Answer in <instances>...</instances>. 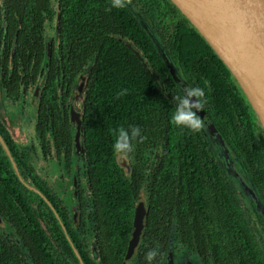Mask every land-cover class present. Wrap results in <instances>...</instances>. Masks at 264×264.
I'll use <instances>...</instances> for the list:
<instances>
[{
	"label": "trees",
	"instance_id": "obj_1",
	"mask_svg": "<svg viewBox=\"0 0 264 264\" xmlns=\"http://www.w3.org/2000/svg\"><path fill=\"white\" fill-rule=\"evenodd\" d=\"M48 2L0 0V39L3 36L6 39L5 46L0 43V64L11 98H21L19 94L23 83L19 81L23 78L22 73L26 83H29L32 65L35 69L41 67V42L34 45L31 39L40 34L41 25L53 9ZM58 2L61 9V41L54 50L51 63L47 65L50 69L49 81L43 99L45 103L38 116L37 132L44 130L48 121L47 126L54 128L53 141H60L55 134L64 130L72 142V135L68 132V117L62 115L60 107L56 106L59 102L54 77L61 70L72 74L90 65L91 76L83 117L87 161L85 168H80V186L87 194L81 197L80 208L86 217L94 221L91 225L83 226L84 233H89L96 246L102 249L103 259H111L112 255L119 254L130 239L136 201L140 192L144 191L149 211L148 225L139 252L143 256L138 255L135 260L147 261L146 253L151 249H158L162 253L159 241L164 237L176 241L179 238L182 243H187L194 236L193 243L206 244L204 226L208 217L207 199L202 198L209 185L203 180L206 179L208 165L219 163L215 161L214 147L203 129L193 132L172 123V115L179 101L170 94L167 78L171 77L156 42L181 67L185 76L195 75L198 80L208 81L216 88V98L213 100L216 109L213 108L215 112L211 113L216 118L214 121L223 132L227 131L228 143L242 152L248 164H253V170L262 178L264 148L260 146V140L263 138L251 132V129L247 131L246 118L226 102L222 90L226 81L220 80L222 76L216 78V65L209 57L213 51L194 27L190 26V33L182 22L173 21L161 0H138L147 9L149 17L146 25L152 35L144 30L133 12L126 7L113 8L111 0ZM18 20L21 28L17 46L21 59L16 56L15 62L23 69L20 73L13 71L9 61L11 41ZM73 31L77 41L72 45L69 55L70 43L63 40ZM128 33L144 53L168 97L163 95L134 53L110 36ZM156 34L162 41L158 40ZM81 52L84 53L83 59L78 55ZM78 61H83L81 66L77 65ZM220 65L227 74L230 72ZM217 113H221L223 118L220 119ZM49 120L55 124L61 122V130L57 131ZM132 128L139 129L135 137L131 135ZM121 130L128 133V139L123 142L128 145L127 148L121 147ZM57 145H53V148L60 146ZM117 153L127 157L131 168L130 177L117 163ZM3 164L4 167H11L6 155ZM72 164V160H66L65 170L69 172ZM190 167H197L198 171H190ZM6 170L8 168L3 169ZM8 173L15 175L14 170ZM30 173L29 169L26 172L21 170L24 180L33 177ZM22 181H18L15 187L10 186V183L0 185V216L5 220L7 229H15L18 239L9 241L0 231V264H77L78 257L51 209ZM37 187L45 191L57 211L68 212L66 207L60 209L55 195L46 192L49 189ZM228 205H233L230 198ZM216 206H219V202H216ZM228 212L230 217L237 218L235 208L230 207ZM44 213H50L51 216L46 218ZM39 219L46 223L53 241L40 225ZM50 221L54 224L48 225ZM69 232L74 245L78 247L76 232L70 229ZM201 255L204 257L205 253Z\"/></svg>",
	"mask_w": 264,
	"mask_h": 264
},
{
	"label": "flooded vegetation",
	"instance_id": "obj_2",
	"mask_svg": "<svg viewBox=\"0 0 264 264\" xmlns=\"http://www.w3.org/2000/svg\"><path fill=\"white\" fill-rule=\"evenodd\" d=\"M161 1L169 12L170 18L177 23L182 22L188 30H190V33H192L190 26L192 28L193 26L181 14L177 7L170 0ZM48 3L53 9L41 25L39 29L40 34L34 35L31 39L34 45L38 41L41 42V48H43V60L40 61L41 67L40 69H35L34 64L32 65L31 74H29L28 77L29 83H26V77L24 73H22L23 78L19 82L24 85H21L19 94L21 95L20 99L19 96H17V98H11L8 95L6 83L4 82L5 76L0 64V94L2 96L3 110L1 111L0 108V169L2 170H0V185L10 183V186L15 187L18 186V181L23 180L22 182L29 190L35 192L44 200V202L51 209L66 237L70 241L72 250L78 257L77 264H125L129 245L133 240V226L130 233V239H128L125 247L120 250L119 254L116 253L112 255L111 259H103L102 249L97 247L93 237L89 233H84V230L82 229L84 225H91V222L94 220L86 217V215L81 212L80 208L82 203L81 197L87 194L84 192L83 187L80 186L82 179V177H80V168H85L87 158L83 160L80 154H74L76 130L71 124L70 115L68 113V105L74 98L77 100L79 108L85 111V102L88 98V83L91 76L90 65L87 66L86 69H77L73 71L72 74L65 70H61L59 73L56 72L54 77L59 102L56 103V106L60 107L62 115H67L68 117L70 125L68 127V132L72 135V142L70 143L67 137L68 133L64 132V130L55 134V136H59L60 141H53L52 137L54 135V128L52 126H47V124H49L48 121H46V127L44 130L37 132L38 116L42 109L43 102L45 103L43 99L45 89L49 81L50 69L47 65L51 63L54 50L61 41L59 38L60 32L58 37L56 34L58 25L60 30L61 9L59 7V2L58 0H49ZM125 7L135 14L144 30L150 35L144 26V24H147L149 17L147 9H145L143 5L139 4L138 0H126ZM185 20L188 22L185 23ZM20 28L21 25L18 20L15 33L12 37L9 56L10 67L14 72L17 71V73L23 72V69L20 66H17L15 62L16 56L21 59L17 46L18 38L16 41V50L13 62L11 60V51L17 32L19 37ZM5 33H7L6 28L4 30V34ZM71 33L72 34L66 35L63 40V42L70 43V50L68 51L69 55H71L72 52V45H74L75 41H77L75 38V32L73 31ZM112 35L119 36L125 40L133 41L129 33L124 35L111 34L110 36L112 37ZM156 35L158 40L162 41L158 34ZM5 40V36L0 39L2 46H5ZM48 41L51 42L52 46V55L49 61L46 59ZM120 43L122 42L120 41ZM78 55L80 56V59L84 58V53L81 52ZM209 57L216 65L214 66L217 75L216 78H220L222 76L220 80L226 81V84L222 86L226 102L231 105L233 110L239 111L243 114V117L246 118L247 131L251 129V132H255L256 134H260L262 136L263 139L260 140V146H263L262 148H264V129L245 93L234 77L229 74L230 72L228 71L229 73L227 74L224 71L225 69L221 67L220 64L224 67L225 65L214 51ZM20 59L18 61L21 63ZM169 59L184 83L190 86H199L204 90L205 95L203 111L209 117L216 131L224 140L225 145L230 151L229 160L233 162L232 164L235 169L233 170L232 167H230L228 158L224 154L223 148L214 142L206 125L204 124L200 130L203 129L204 133L209 136L210 143L215 150V161L219 163L218 165H208L205 177L206 179L203 180V183L209 185L206 190L205 197L202 198L203 200L207 199L208 217L206 226H204L206 244L203 243L200 245L193 243L195 240L194 236H192L190 240L191 242L189 241L187 243H182L179 238H177L176 241L174 239L164 237L159 241L162 255L158 258L156 264H264V177H259L253 170V164H248V161L246 157L243 156L242 152L240 153L236 147H233L228 143L226 139L228 134L225 133L227 131L225 130V132H223L221 126L214 121L216 118L214 116L213 118L211 113L215 112L213 111V108L216 109V104L213 101L216 98V88L214 89L208 81L202 82L198 80L195 75L189 77L185 76L183 70L177 63H175L174 59H171L170 57ZM0 60H2L1 51ZM82 62L83 61H78L77 65L81 66ZM165 65L171 77V79L167 78L169 83L168 87L171 89L170 94L175 95L174 98L179 101L182 93L166 63ZM35 72H37V75ZM45 76L46 80L41 93V100L37 106V110H35L32 99L36 87L45 78ZM82 78H85L87 81L82 89L83 92H80L77 87V83H80ZM177 88L179 93H177ZM217 116L220 119L223 118L221 113H217ZM58 120L60 121L61 119ZM51 124L57 128V131L61 130V122L59 124L51 122ZM57 144H60V146L58 148H53V145L56 147ZM161 149L163 150V148ZM208 149L210 151V147H208ZM5 155L8 157L11 167H4L3 163H5ZM210 155L213 157V153ZM68 159L74 162L69 172L65 170L66 160ZM52 166H55L57 169L54 173L52 172L53 170L48 172ZM2 168H8V170L3 171ZM11 169L14 170L16 176L8 173V171H12ZM20 169L24 172L29 169L31 171V176L33 177H29V179L24 180L21 176ZM148 170L150 171L151 169ZM189 170L193 172L198 171L197 167H190ZM60 173L62 179L59 178ZM54 174H57V176L54 177ZM224 183L225 186L223 188ZM37 185L43 187V190L46 188L49 189V191L46 190V192H49L50 195H55L56 200H58V203L60 204V209L62 210L63 207H66L68 212L60 213L57 211L50 198L45 194V191L40 190ZM141 192L144 194V191ZM144 197L146 199L145 194ZM229 198L233 200V205H230V207L231 209L235 208L237 218L230 217V212H228L230 208L228 205ZM216 202H219V206H216ZM43 215L46 218L51 216L50 213H44ZM0 219L2 221V223L0 222V231L9 241H17L18 239L15 229H7L5 220L1 216ZM65 219H67V221H65ZM39 221L40 225L46 231L49 239L53 241L46 223L41 219H39ZM50 222L51 223L48 222L47 224H54L53 221ZM147 225L148 218L140 246L138 247L135 255L129 259L126 264H149L148 261L139 260L138 262L135 260L138 255H141V257L143 256V254H139V252L146 235ZM69 229L73 233L76 232L78 247L74 245ZM202 253H205L204 257L201 255ZM256 256L257 259L255 258ZM120 258L121 260L119 261Z\"/></svg>",
	"mask_w": 264,
	"mask_h": 264
},
{
	"label": "water",
	"instance_id": "obj_3",
	"mask_svg": "<svg viewBox=\"0 0 264 264\" xmlns=\"http://www.w3.org/2000/svg\"><path fill=\"white\" fill-rule=\"evenodd\" d=\"M181 14L191 23L194 29L206 41L215 52L225 67L230 71L234 79L248 98L256 116L264 129V0H170ZM135 11V9L133 8ZM149 33L147 25L144 24ZM59 25L56 29L59 36ZM152 35V33H151ZM113 38L121 41L137 57L144 68L149 72L163 95L168 97L162 83L156 76L152 66L147 61L144 53L137 48L135 43L119 36ZM18 32L11 51V60L16 50ZM156 47L162 59L167 64L176 84L180 88L184 83L172 65L164 48L156 42ZM46 59L49 61L52 55L51 42H47ZM45 78L36 87L32 103L35 110L41 100ZM87 80L82 78L77 87L81 92ZM83 92V91H82ZM195 98H193L194 100ZM77 100L73 98L68 105L71 124L76 130L74 154H80L85 160V140L83 135V109H80ZM0 108L2 110V96L0 94ZM206 125L212 139L223 148L228 158L230 167L234 170L230 159V151L224 143L213 123L203 110L197 113ZM116 160L127 176H131V168L128 159L121 153L116 154ZM148 207L143 192H141L135 207L133 240L129 245L128 255L125 261L131 259L140 246L144 229L148 218ZM0 222L2 223L1 219Z\"/></svg>",
	"mask_w": 264,
	"mask_h": 264
},
{
	"label": "clouds",
	"instance_id": "obj_4",
	"mask_svg": "<svg viewBox=\"0 0 264 264\" xmlns=\"http://www.w3.org/2000/svg\"><path fill=\"white\" fill-rule=\"evenodd\" d=\"M113 8H123L126 6V0H111ZM182 95L176 105V110L172 115V123L177 127L186 128L193 132L199 131L204 120L197 115L204 108V90L199 86H190L187 84L181 85ZM193 98H195L193 100ZM139 132L138 128L131 129L132 137H135ZM128 139V133L121 130L119 140L122 148H127L128 145L123 142ZM162 254L158 249H151L146 253V259L149 264H156V261Z\"/></svg>",
	"mask_w": 264,
	"mask_h": 264
},
{
	"label": "rangeland",
	"instance_id": "obj_5",
	"mask_svg": "<svg viewBox=\"0 0 264 264\" xmlns=\"http://www.w3.org/2000/svg\"><path fill=\"white\" fill-rule=\"evenodd\" d=\"M50 170H51V171L53 170L52 172L54 173V172H56L57 169L55 168V166H52V167L48 170V172H50ZM53 176L56 177L57 174H54ZM59 178L62 179L61 173H60Z\"/></svg>",
	"mask_w": 264,
	"mask_h": 264
}]
</instances>
